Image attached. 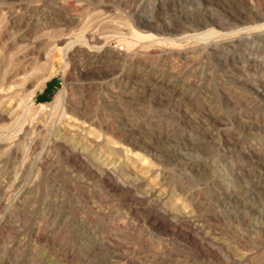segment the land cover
I'll return each instance as SVG.
<instances>
[{
    "label": "rangeland",
    "instance_id": "rangeland-1",
    "mask_svg": "<svg viewBox=\"0 0 264 264\" xmlns=\"http://www.w3.org/2000/svg\"><path fill=\"white\" fill-rule=\"evenodd\" d=\"M0 63V264H264V0H0Z\"/></svg>",
    "mask_w": 264,
    "mask_h": 264
},
{
    "label": "bare ground",
    "instance_id": "bare-ground-1",
    "mask_svg": "<svg viewBox=\"0 0 264 264\" xmlns=\"http://www.w3.org/2000/svg\"><path fill=\"white\" fill-rule=\"evenodd\" d=\"M2 11V10H1ZM12 11V10H11ZM105 16V15H104ZM98 29V28H97ZM89 31V30H88ZM211 32V31H210ZM257 32V31H256ZM151 34V33H150ZM249 34V33H248ZM247 34V35H248ZM250 34H253L252 32L250 33ZM152 35V34H151ZM187 35V34H186ZM189 35V34H188ZM98 36V35H97ZM157 36V35H156ZM192 36H194V35H192ZM192 36H190V37H192ZM243 36V35H242ZM66 37V36H65ZM68 37V36H67ZM86 39H85V41H93V39L96 37V36H94V34H93V32H88V33H86ZM153 37H155V36H153ZM152 37V38H153ZM161 37V36H160ZM168 37H170V36H168ZM234 37H237V36H234ZM247 37V36H246ZM98 38V37H97ZM156 38V37H155ZM193 38V37H192ZM214 38H215V35H214ZM218 38V37H217ZM97 40H99V39H97ZM212 42V41H211ZM57 43H59V42H57ZM89 43V42H88ZM106 43V42H105ZM217 43V42H216ZM192 46V45H191ZM94 48V49H93ZM118 49V48H117ZM69 50H74V51H82V52H85V54H87L89 57H93V56H96L97 57V55H99L100 53H102V52H105L106 51V48H105V46L104 45H101V46H95V45H92V44H90L89 45V47H87V48H79V47H77V46H75V44H71V46H70V48L68 49V48H66L65 49V53H67ZM111 51H112V49H111ZM47 52V51H46ZM73 52V51H72ZM81 52V53H82ZM110 52V51H109ZM114 52V51H113ZM16 53V52H15ZM76 53V52H75ZM38 54V53H37ZM40 54V53H39ZM47 54V53H46ZM71 54V53H70ZM113 54V53H112ZM116 54V53H115ZM102 55V54H101ZM130 55V54H129ZM99 59V58H98ZM85 63V62H84ZM1 64V63H0ZM81 64V63H80ZM4 66V65H3ZM82 73V72H81ZM17 74H18V72L16 71V70H14L13 72H5L4 74H3V76L1 75V77H0V81H7V84H9L8 83V81H10L11 83H14L15 81H13L14 79H17L18 77H17ZM5 83V82H4ZM7 84H6V86H7ZM5 85V84H4ZM10 85V84H9ZM3 87V86H2ZM10 87H12V86H10ZM14 87H15V89L17 88V85L16 84H14ZM5 88V87H4ZM62 93L63 92H59V93H57V95H56V98H55V100H54V102L56 103V102H59V100L61 99V96H62ZM116 93V92H115ZM12 94V93H11ZM14 94V93H13ZM6 97V96H5ZM0 98H1V102H0V118H11L12 116H13V110L11 109V104L10 103H6V101H5V98L4 99H2V95L0 94ZM11 98V97H10ZM9 99V98H8ZM72 100V99H71ZM10 102V101H9ZM71 102V101H70ZM75 103V102H74ZM65 104V103H64ZM67 105V104H66ZM70 105V104H69ZM15 106V105H14ZM68 106V105H67ZM74 108H75V106H74ZM17 113H18V111H16ZM14 118V117H13ZM6 121V120H5ZM34 127V126H33ZM63 131V130H62Z\"/></svg>",
    "mask_w": 264,
    "mask_h": 264
}]
</instances>
